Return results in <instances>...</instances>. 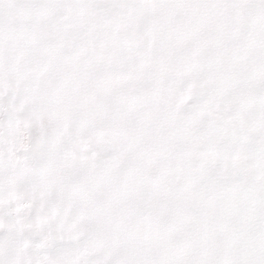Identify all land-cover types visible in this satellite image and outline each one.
<instances>
[{"label": "snow or ice", "instance_id": "obj_1", "mask_svg": "<svg viewBox=\"0 0 264 264\" xmlns=\"http://www.w3.org/2000/svg\"><path fill=\"white\" fill-rule=\"evenodd\" d=\"M0 264H264V0H0Z\"/></svg>", "mask_w": 264, "mask_h": 264}]
</instances>
